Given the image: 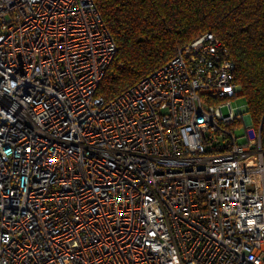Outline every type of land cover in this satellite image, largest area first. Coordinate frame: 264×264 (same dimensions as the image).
<instances>
[{
  "label": "built area",
  "instance_id": "built-area-1",
  "mask_svg": "<svg viewBox=\"0 0 264 264\" xmlns=\"http://www.w3.org/2000/svg\"><path fill=\"white\" fill-rule=\"evenodd\" d=\"M93 0H0V264H264V150L207 33L112 99Z\"/></svg>",
  "mask_w": 264,
  "mask_h": 264
},
{
  "label": "trees",
  "instance_id": "trees-1",
  "mask_svg": "<svg viewBox=\"0 0 264 264\" xmlns=\"http://www.w3.org/2000/svg\"><path fill=\"white\" fill-rule=\"evenodd\" d=\"M116 46L97 95L112 99L211 33L236 65L264 150V0H93Z\"/></svg>",
  "mask_w": 264,
  "mask_h": 264
},
{
  "label": "rangeland",
  "instance_id": "rangeland-1",
  "mask_svg": "<svg viewBox=\"0 0 264 264\" xmlns=\"http://www.w3.org/2000/svg\"><path fill=\"white\" fill-rule=\"evenodd\" d=\"M232 106L234 107V108H240V107H245V106H247L246 105V102H245V100H244V98H242V97H239V98H235L234 100H232Z\"/></svg>",
  "mask_w": 264,
  "mask_h": 264
}]
</instances>
